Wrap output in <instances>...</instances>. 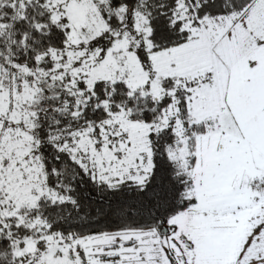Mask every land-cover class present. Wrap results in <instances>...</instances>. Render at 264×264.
<instances>
[{
	"label": "snow or ice",
	"instance_id": "snow-or-ice-1",
	"mask_svg": "<svg viewBox=\"0 0 264 264\" xmlns=\"http://www.w3.org/2000/svg\"><path fill=\"white\" fill-rule=\"evenodd\" d=\"M0 264H264V0H0Z\"/></svg>",
	"mask_w": 264,
	"mask_h": 264
}]
</instances>
